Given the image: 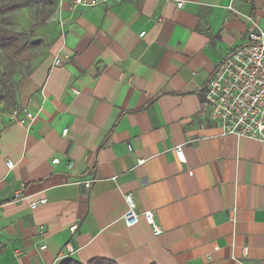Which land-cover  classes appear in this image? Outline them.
<instances>
[{
    "label": "crops",
    "instance_id": "1",
    "mask_svg": "<svg viewBox=\"0 0 264 264\" xmlns=\"http://www.w3.org/2000/svg\"><path fill=\"white\" fill-rule=\"evenodd\" d=\"M253 23L264 0L64 4L0 115V264H264V146L223 135L205 104Z\"/></svg>",
    "mask_w": 264,
    "mask_h": 264
},
{
    "label": "built area",
    "instance_id": "2",
    "mask_svg": "<svg viewBox=\"0 0 264 264\" xmlns=\"http://www.w3.org/2000/svg\"><path fill=\"white\" fill-rule=\"evenodd\" d=\"M127 0H55L60 9L64 4L70 9H91L97 6L119 5ZM177 8L183 6L182 1H176ZM232 10L231 6H228ZM143 36V33H140ZM57 63V61L55 62ZM205 91V104L211 111L212 120L222 129L223 135H233L237 138L245 137L259 141L264 146V32L254 23L247 33V43L237 47L215 67L208 79ZM12 119L19 124H24L26 119L34 117L25 113L21 116L18 110L11 114ZM68 129L62 131L65 136ZM130 150V147H129ZM176 158L183 161L184 155L181 146L175 148ZM60 160L55 158L52 164H58ZM142 161H139L141 164ZM7 166L12 168V163L7 161ZM73 166L72 161L67 167ZM85 188L91 186V181L83 183ZM19 196L18 194L16 195ZM128 205L127 212L122 216V222L127 227H133L139 222L140 215L135 211V205L130 195H125ZM45 202H34L31 207ZM142 217L151 227L154 236L161 233V229L154 224L153 215L146 211ZM75 226L70 231L75 230ZM42 246L41 249H44ZM68 253L73 250L66 245Z\"/></svg>",
    "mask_w": 264,
    "mask_h": 264
},
{
    "label": "rangeland",
    "instance_id": "3",
    "mask_svg": "<svg viewBox=\"0 0 264 264\" xmlns=\"http://www.w3.org/2000/svg\"><path fill=\"white\" fill-rule=\"evenodd\" d=\"M58 10L57 5L40 8L26 6L25 0H0L1 29L10 34L24 33L17 47L0 46V115L9 110L18 80L29 74L45 55L54 36L51 28ZM34 41L42 44L30 45Z\"/></svg>",
    "mask_w": 264,
    "mask_h": 264
},
{
    "label": "trees",
    "instance_id": "4",
    "mask_svg": "<svg viewBox=\"0 0 264 264\" xmlns=\"http://www.w3.org/2000/svg\"><path fill=\"white\" fill-rule=\"evenodd\" d=\"M26 6H37L44 8L50 5H56L55 0H25ZM15 8V6H13ZM17 7V6H16ZM24 36V33H7L0 27V46L4 48L17 47L19 40ZM41 41H34L30 43L33 46L41 45ZM89 264H95L94 261Z\"/></svg>",
    "mask_w": 264,
    "mask_h": 264
}]
</instances>
